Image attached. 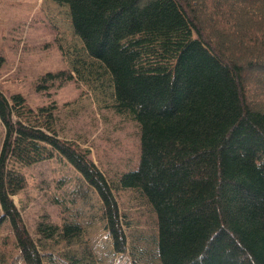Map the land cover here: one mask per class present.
<instances>
[{"label": "trees", "instance_id": "obj_1", "mask_svg": "<svg viewBox=\"0 0 264 264\" xmlns=\"http://www.w3.org/2000/svg\"><path fill=\"white\" fill-rule=\"evenodd\" d=\"M52 1L69 4L82 44L70 71L41 81L103 84L114 112L135 122L139 155L109 180L63 134L56 104L32 108L0 91V223L23 263L44 264L46 241L82 234L77 221L47 216L32 234L12 202L25 186L19 168L54 159L75 170L80 194L99 198L115 252L127 246L114 192L127 189L154 212L160 264H264V107L249 101L246 78L264 72V0Z\"/></svg>", "mask_w": 264, "mask_h": 264}, {"label": "rangeland", "instance_id": "obj_2", "mask_svg": "<svg viewBox=\"0 0 264 264\" xmlns=\"http://www.w3.org/2000/svg\"><path fill=\"white\" fill-rule=\"evenodd\" d=\"M81 44L69 4L0 0L1 93L6 97L19 93L32 108L56 104L63 134L89 148L90 160L111 180L136 167L139 139L135 122L114 112L111 96L102 95L104 86L100 90L93 77L41 81L47 73L70 71ZM246 78L252 82L249 101L257 100L264 107V87L260 86L264 72H251ZM103 82L111 85L104 78ZM2 138L0 124V147ZM19 171L25 186L11 199L30 233L43 216L52 224L77 221L82 226L81 236L70 244L46 241L49 258L44 264H67L71 257L83 264H160L153 243L154 212L135 191L114 192L128 246L121 254L113 250L99 198L85 188L80 194L71 166L52 159ZM0 264H24L7 220L0 223Z\"/></svg>", "mask_w": 264, "mask_h": 264}, {"label": "bare ground", "instance_id": "obj_3", "mask_svg": "<svg viewBox=\"0 0 264 264\" xmlns=\"http://www.w3.org/2000/svg\"><path fill=\"white\" fill-rule=\"evenodd\" d=\"M124 229V228H123ZM124 234H125V232H124ZM126 237V236H125ZM126 246H127V240H126ZM127 249H128V246H127Z\"/></svg>", "mask_w": 264, "mask_h": 264}]
</instances>
